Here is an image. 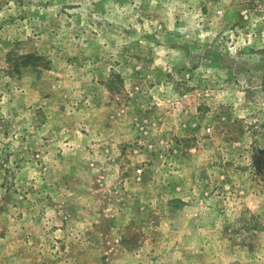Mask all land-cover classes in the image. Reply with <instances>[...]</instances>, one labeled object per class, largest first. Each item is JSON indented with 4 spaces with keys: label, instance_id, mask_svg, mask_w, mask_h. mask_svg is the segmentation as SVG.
<instances>
[{
    "label": "rangeland",
    "instance_id": "374dc122",
    "mask_svg": "<svg viewBox=\"0 0 264 264\" xmlns=\"http://www.w3.org/2000/svg\"><path fill=\"white\" fill-rule=\"evenodd\" d=\"M0 264H264V0H0Z\"/></svg>",
    "mask_w": 264,
    "mask_h": 264
},
{
    "label": "built area",
    "instance_id": "2783aa9c",
    "mask_svg": "<svg viewBox=\"0 0 264 264\" xmlns=\"http://www.w3.org/2000/svg\"><path fill=\"white\" fill-rule=\"evenodd\" d=\"M139 170V169H138Z\"/></svg>",
    "mask_w": 264,
    "mask_h": 264
}]
</instances>
